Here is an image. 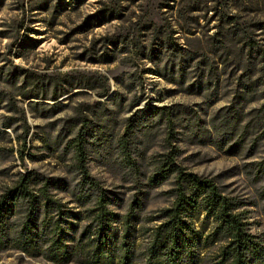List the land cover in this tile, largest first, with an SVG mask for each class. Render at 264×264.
<instances>
[{"label": "rangeland", "instance_id": "374dc122", "mask_svg": "<svg viewBox=\"0 0 264 264\" xmlns=\"http://www.w3.org/2000/svg\"><path fill=\"white\" fill-rule=\"evenodd\" d=\"M108 8L117 9L120 16L98 24L94 16H101ZM167 35H172L178 45L200 54L213 55L222 40L225 45L218 58L212 56L217 60L213 70H206L204 80L199 77L201 70L192 64L188 80L177 85L159 75L151 60L135 54L136 45H150L152 39L160 51V38ZM105 37L119 38L120 42L108 50ZM105 50L116 60L101 57ZM25 69L34 79L45 81L49 90L41 95H51L55 81L69 89L68 78L77 83L107 77L110 93L101 98L97 90L84 86L66 91L56 101H24L20 93ZM263 94L264 0H0V129L2 121L14 123L13 128H5L8 135L0 134V189L31 169L47 175H74L70 172L72 154L65 156L58 147L53 152L52 146L44 147L41 139L48 138L56 147L61 131L64 135L76 134L80 127L76 111L81 108L98 124H105L110 137L108 144L90 146L91 173L105 187L119 189L129 197L136 190L129 176L122 174L120 165L125 158L121 137L134 113L129 111V105L136 97L140 102L134 111L147 104L154 109L184 104L190 107L191 114L200 116L211 134L197 138L180 135L179 162L191 171L216 177L228 192L245 201L243 209L252 231L264 235V199L257 190L260 182L250 172L253 163L264 156V123L258 121L250 127L247 138L233 151L230 145L240 130L229 143L222 140L223 110L237 106L244 120L241 126L249 121L255 123V115L264 104ZM29 101L44 103L32 113ZM23 110L30 125L28 151L35 160L27 156L22 159L18 152L11 151V147L20 148L17 136L25 135L27 129ZM255 135L262 138L258 140V152L252 154L245 145ZM164 137L158 135L149 142L152 147L144 164L148 174L164 151ZM172 182L173 179L152 192L149 211L170 204L163 193L172 187ZM0 264L46 262L41 258H21L9 251L0 253Z\"/></svg>", "mask_w": 264, "mask_h": 264}, {"label": "trees", "instance_id": "16d2710c", "mask_svg": "<svg viewBox=\"0 0 264 264\" xmlns=\"http://www.w3.org/2000/svg\"><path fill=\"white\" fill-rule=\"evenodd\" d=\"M102 13L94 16L100 25L121 14L115 8ZM173 38L172 35L160 38V51L154 45L155 39L150 45H136L135 54L151 60L159 75L177 85L188 80L192 64L201 70L199 77L204 80L206 70L208 67L209 71L213 70L219 50L225 45L222 40L218 49L212 51L215 58L182 47ZM104 39L108 50L120 42L114 37ZM108 50L101 57L116 60L114 55H108ZM22 75L20 95L24 101L32 98L56 101L74 88L84 86L97 90L101 98L110 93L107 77L77 83L68 78L69 89L55 81L52 94L41 95L49 90L45 81L34 79L26 69ZM139 102L136 97L129 105V111L134 113L128 118L120 141L125 157L120 162L122 174L129 176L136 191L126 197L119 189L105 187L91 173L90 146L108 144L110 137L105 124H98L79 108L75 119L80 127L76 134L64 135L61 131L56 137V147L48 138L41 139L44 147L52 146L53 152L58 147L61 154H72L70 172L75 174L47 175L31 169L19 173L0 189V253L11 251L21 258H41L46 264H264V235L252 231L243 209L245 201L228 192L216 177L191 171L179 162L180 135L197 138L211 134V129L184 104L158 109L147 104L134 111ZM42 103L29 101V110L35 113ZM224 111L222 140L229 143L236 130H240L237 140L230 145L232 151L247 138L250 127H255L258 121L264 123V104L255 115L256 122L254 119L255 123L249 121L242 126L244 120L237 106L231 105ZM23 116L27 126L25 135L17 136L20 148L11 147V151L18 152L22 159L27 156L35 160L28 151L30 125L25 110ZM2 124L0 134L8 135L5 128H13L14 123L2 121ZM158 135L165 136L164 151L148 174L144 164L152 147L149 142ZM251 138L245 150L256 154L262 136ZM250 172L260 182L257 190L264 199V156L253 163ZM172 179V187L163 193L171 200L170 204L149 211L152 192Z\"/></svg>", "mask_w": 264, "mask_h": 264}]
</instances>
